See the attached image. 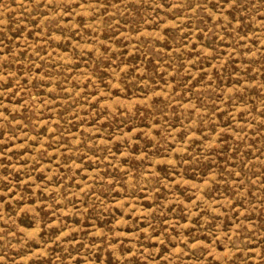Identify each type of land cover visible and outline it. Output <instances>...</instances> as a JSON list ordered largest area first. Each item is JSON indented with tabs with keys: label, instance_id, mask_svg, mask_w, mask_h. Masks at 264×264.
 I'll use <instances>...</instances> for the list:
<instances>
[{
	"label": "rangeland",
	"instance_id": "374dc122",
	"mask_svg": "<svg viewBox=\"0 0 264 264\" xmlns=\"http://www.w3.org/2000/svg\"><path fill=\"white\" fill-rule=\"evenodd\" d=\"M0 264H264V0H0Z\"/></svg>",
	"mask_w": 264,
	"mask_h": 264
}]
</instances>
